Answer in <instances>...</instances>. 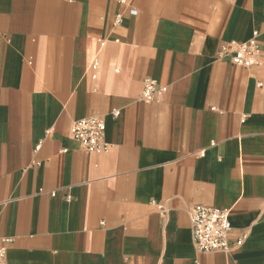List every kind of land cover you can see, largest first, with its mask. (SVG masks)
I'll use <instances>...</instances> for the list:
<instances>
[{
  "label": "crops",
  "instance_id": "obj_1",
  "mask_svg": "<svg viewBox=\"0 0 264 264\" xmlns=\"http://www.w3.org/2000/svg\"><path fill=\"white\" fill-rule=\"evenodd\" d=\"M252 37L257 64L216 56ZM92 114L105 153L69 134ZM197 204L229 249L195 248ZM0 237L8 264H264V0H0Z\"/></svg>",
  "mask_w": 264,
  "mask_h": 264
},
{
  "label": "built area",
  "instance_id": "obj_2",
  "mask_svg": "<svg viewBox=\"0 0 264 264\" xmlns=\"http://www.w3.org/2000/svg\"><path fill=\"white\" fill-rule=\"evenodd\" d=\"M135 13V10H131ZM119 22V20H118ZM259 45L252 37L246 41H230L223 43L217 51V57L228 59L231 63L250 67L258 63ZM95 67V63L93 65ZM166 86L160 85L155 79L145 78L140 93V99L150 102L165 93ZM119 110L113 109L112 115L117 116ZM105 122L100 115L92 114L74 119L70 125L69 134L76 139L82 149L96 154L105 153L109 143L103 140ZM204 150L199 151L203 155ZM51 194H54L53 192ZM70 199V196L66 197ZM159 212L164 215L165 208L157 205ZM191 239L199 252H215L229 249L227 234L231 229L228 210L197 204L188 210ZM12 237H0V264L7 263V248Z\"/></svg>",
  "mask_w": 264,
  "mask_h": 264
}]
</instances>
